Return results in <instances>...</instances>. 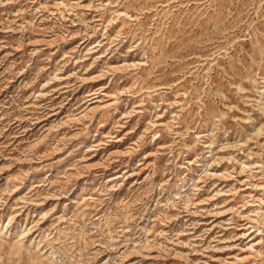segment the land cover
I'll list each match as a JSON object with an SVG mask.
<instances>
[{
	"label": "rangeland",
	"instance_id": "1",
	"mask_svg": "<svg viewBox=\"0 0 264 264\" xmlns=\"http://www.w3.org/2000/svg\"><path fill=\"white\" fill-rule=\"evenodd\" d=\"M0 264H264V0H0Z\"/></svg>",
	"mask_w": 264,
	"mask_h": 264
}]
</instances>
